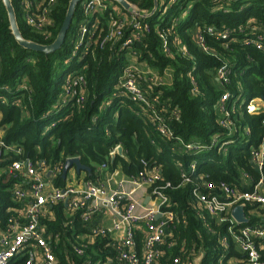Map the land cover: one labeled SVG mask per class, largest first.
<instances>
[{
  "label": "trees",
  "instance_id": "1",
  "mask_svg": "<svg viewBox=\"0 0 264 264\" xmlns=\"http://www.w3.org/2000/svg\"><path fill=\"white\" fill-rule=\"evenodd\" d=\"M30 1L31 10L36 12L37 6L43 2L46 4L47 0ZM70 1L56 0L50 11L53 24L38 31L26 21L25 0H12L23 37L51 44L66 18ZM128 1L150 11L155 7V0ZM111 3L120 5L115 1ZM80 7L79 3L63 45L57 51L46 54L26 49L17 42L10 29L6 7L0 0V128L4 131L5 143V146H0V228H7L9 219L17 220L16 210L22 206L11 191L16 183L11 172L14 160L28 157L37 165L41 161L50 165L59 164L61 171L53 179L56 187H64L67 183L68 174L63 176L67 158H80L82 164L92 169L86 172V179L94 181L98 179L102 164H107L109 171L120 167L129 176H136L147 167L158 166L161 174L158 184H171L166 193L182 219L173 230L176 244L167 249V254L180 255L182 248L185 254L204 249L201 264H216L223 251L218 237L220 233H225L226 227L213 223L215 233L206 230L205 221L198 219L191 208L193 190L199 175L209 181L237 184H240L241 170L250 172L254 178L259 177L249 155L250 146L258 145L264 136V113L252 114L242 108L240 125L248 128L249 141L244 146L231 147L225 163L215 149L199 155L176 154L171 143L152 127L137 103L128 97L113 96L123 69L129 63L128 50L120 49L121 41L115 44L109 42L104 47L96 44L94 52L67 62L72 58L76 43ZM226 9H229L228 12ZM183 14L185 18L182 19ZM108 15L106 12L101 16L104 32L109 29ZM251 18L256 19L264 29V0H222L219 3L212 0H178L175 3L158 0L155 12L146 18L151 30L133 48L138 51L140 61H146L160 72L168 67L173 69L172 84H152L149 98H159V107L167 108L175 134L185 141H206L213 134L223 131L217 124L215 105L225 91L232 94L242 91L248 100L264 98V51L247 44L245 39L250 32L248 29L241 30ZM206 26H213L218 31L230 29L235 39L227 41L205 30L206 44L212 50L205 52L195 42L193 31L196 27L204 30ZM170 27L171 31L166 33L165 39L172 52L166 54L161 31ZM175 38L186 45L188 54L183 53L181 44L177 45ZM225 62L231 66V81L222 86L217 80V69ZM84 65H87L84 70L87 78L86 102L78 105L72 101L54 108L66 75L82 70ZM23 82L28 89L20 87ZM108 99H112L110 105L103 108ZM174 111L178 116L173 115ZM117 145L124 148V156L116 155L112 162L111 152ZM12 146L22 152L7 149ZM193 159H197V172L192 174L191 183L182 185L180 166L188 169ZM65 209L64 203L53 204V218L42 219L54 235L60 234V247L63 243L67 244L62 251L56 247L59 264H68L67 255L72 254L67 238L75 241L77 235L87 232L78 220L79 213L72 224L66 226L70 219L66 217ZM184 214L186 222H183ZM66 229L69 230L67 233ZM137 240L141 245L140 232L137 233ZM104 244L105 241L99 240L91 247L99 251ZM93 250L90 253L98 257ZM231 254H235L234 250ZM72 256L73 264H85V257ZM19 263L21 261L15 264Z\"/></svg>",
  "mask_w": 264,
  "mask_h": 264
},
{
  "label": "built area",
  "instance_id": "2",
  "mask_svg": "<svg viewBox=\"0 0 264 264\" xmlns=\"http://www.w3.org/2000/svg\"><path fill=\"white\" fill-rule=\"evenodd\" d=\"M55 1L47 0L46 4L43 2L37 6L35 12L31 10V1L25 0V18L28 25L38 31L43 30L47 25H52L50 11ZM177 1L170 0V3ZM212 1L219 3L222 0ZM111 2L113 1L82 0L80 2L81 19L77 27L76 43L72 58L67 62L74 57L80 56L82 59L93 51L96 44L104 47L109 42L115 44L121 41L120 49L128 50L129 63L123 69L113 96L128 97L137 103L145 112L152 127L171 143V148L176 154L199 155L214 149L220 154L223 147L234 142L230 138L232 131L242 127L240 125L242 113L238 112L240 94L225 91L215 105L217 124L223 131L213 134L206 141H185L181 136L176 135L170 123L171 116L166 112L167 108L159 107L158 97L149 98L152 84L165 83L160 77L153 76L140 67V62L137 60L140 55L133 48L134 44L151 30L146 18L152 15L158 6L150 11L130 3L131 9H125ZM106 12L109 13V29L104 32L101 16ZM182 16L183 19L184 14ZM242 28L241 30L248 29L250 32L245 42L264 51L262 25L251 18ZM205 30L227 41L233 38L230 29L218 31L213 26H206L204 30L196 27L193 38L205 52L212 51L206 44ZM170 31L171 27L161 31L164 38L163 51L166 54L172 52L165 39L166 33ZM175 43L181 44L183 53L188 54L186 45L179 38H175ZM86 68L87 65H84L82 70L66 75L54 108L65 106L72 101H76L78 105L86 102L87 78L84 72ZM231 72V66L226 62L217 69V80L222 86L230 84ZM20 87L28 89L24 82ZM111 101L112 99L106 101L103 108L109 106ZM244 107L252 114L264 113V98L249 99ZM173 115L178 116V113L174 111ZM262 124L264 125V118ZM242 128L246 129L249 137L248 128ZM0 146H5L1 130ZM119 146L117 145L111 152V157L116 155ZM7 149L17 153L22 152L16 146ZM249 158L259 174L258 178H254L250 172L244 170L240 171V184L209 181L199 175V181L193 190L191 208L198 219L205 221L206 230L215 233L213 223L226 227L225 233H220L218 237L223 251L216 264H229L231 258H236L242 264H264V136L258 145L250 146ZM143 163L147 165L146 162ZM197 165V159H193L188 169L183 165L180 166L182 185L193 181L192 174L197 172ZM107 169V164L100 166L96 181L85 178L76 185L66 184L64 187H56L54 181L46 179V172L55 176L61 171L59 164L50 165L41 161L37 165L28 157L14 160L11 172L16 183L11 191L22 206L16 210L17 220L9 219L10 225L4 229L0 228V264H15L20 261L19 264H59L56 247H59L58 251H62L67 244L63 243L60 247V234L54 235L42 222L43 218L49 216L53 218L51 205L57 203H64L66 206L65 215L70 219L66 226L72 224L76 214L79 213L78 220L87 230L77 235L75 241L67 238L71 245L70 252L85 257V264H196L197 259L204 258V249L198 252L192 250L185 254L182 248L180 255L167 254V249L176 244L173 230L176 223L182 219L173 209L174 203L166 193V188L171 184H158L161 180L158 166L147 167L136 176H128V181L135 186L129 191L125 190L126 186L123 183L114 189L108 188L100 179L103 173L108 171ZM248 182L251 183L250 187ZM137 187L146 188V193L141 199L133 195ZM239 204H245L247 223L238 222L232 215L233 208ZM182 218L183 222L187 221L185 214ZM67 231L69 230L66 229V233ZM138 232L142 234L141 245L137 240ZM99 240L105 241V244L102 250L95 251L91 246ZM92 250L98 257L90 253ZM232 250L235 254H231ZM103 253L104 257L101 256ZM72 254L67 255L68 264H73Z\"/></svg>",
  "mask_w": 264,
  "mask_h": 264
},
{
  "label": "water",
  "instance_id": "3",
  "mask_svg": "<svg viewBox=\"0 0 264 264\" xmlns=\"http://www.w3.org/2000/svg\"><path fill=\"white\" fill-rule=\"evenodd\" d=\"M2 1L6 7L7 12H8L10 29L12 30V33L15 36V39L17 40V42L26 49L40 51V52H44L46 54H50V53L57 51L65 42L66 36L68 34V31H69V29L72 25L73 19H74L76 9L82 0H71L70 1V5L68 8L66 18H65V20H64V22L60 28V31H59L56 39L51 44H41V43H38V42L24 38L21 31H20L18 22H17L16 12H15L12 0H2ZM112 1L119 3L125 9H131V4L128 0H112ZM157 6H158V0H155V7H157ZM116 155L124 156V148L122 146H119L117 148ZM116 155L112 157V162H114V158L116 157ZM71 168H75L76 171L79 173H81L83 171L84 172H91V170H92L90 167L82 164L80 161V158H78V157H72V158L66 159L65 164H64V169H63V176L64 177H66V175L68 174V172ZM48 176H49V174H48ZM232 215L240 223H247L248 222V218H247L246 213H245V204H239V205L235 206L232 210ZM202 259H203V257H200L199 259H197L196 264H200Z\"/></svg>",
  "mask_w": 264,
  "mask_h": 264
},
{
  "label": "crops",
  "instance_id": "4",
  "mask_svg": "<svg viewBox=\"0 0 264 264\" xmlns=\"http://www.w3.org/2000/svg\"><path fill=\"white\" fill-rule=\"evenodd\" d=\"M140 62V67L146 71H148L150 74H152L153 76H158L160 77L165 84L170 85L173 82V69L168 67L166 68L163 72H160L159 70H157L156 68H153L152 66H150L146 61H144V63L142 61H140L139 59H137ZM133 61H135L133 59ZM259 98V97H256ZM254 99V98H252ZM2 117V114L0 113V119ZM1 129V128H0ZM4 134V131H2ZM48 172H46V179L48 181H53L54 176L50 175L48 176ZM128 176L127 174H125L123 172V170L118 167L116 169H114L113 171H106L103 173L102 175V180L103 183L106 184V186L110 189H114L116 188L120 183H123V185L126 186V191H129L131 189H133L135 186H133V184H131L128 181ZM86 178V172H77L75 168H71L68 172V179H67V183L66 184H78L79 182H82L84 179ZM249 187L251 186V183L248 182ZM146 193V188L145 187H137L135 192L133 193L134 197H136L137 199H141ZM146 203H148V199L146 197ZM108 223V222H105ZM231 261L229 262V264H242L240 263L236 258H231Z\"/></svg>",
  "mask_w": 264,
  "mask_h": 264
},
{
  "label": "rangeland",
  "instance_id": "5",
  "mask_svg": "<svg viewBox=\"0 0 264 264\" xmlns=\"http://www.w3.org/2000/svg\"><path fill=\"white\" fill-rule=\"evenodd\" d=\"M185 18V16H184ZM144 63V62H143ZM59 72H61V69H58ZM234 94H240L241 96V100L239 101V107H238V112L242 111V108L244 107L245 102L248 100L246 94H243L242 91L238 92V93H234ZM109 100V99H108ZM106 100V101H108ZM1 131H3V129H0ZM225 137V136H224ZM228 136H226L227 138ZM225 138V139H226ZM230 138L232 140H234L233 143L225 146L222 148V150L220 151L221 153V157H223V162L225 163L227 160V154H228V150L233 147V146H244L248 143V134L246 132L245 128L240 127L239 129H234L230 135Z\"/></svg>",
  "mask_w": 264,
  "mask_h": 264
}]
</instances>
